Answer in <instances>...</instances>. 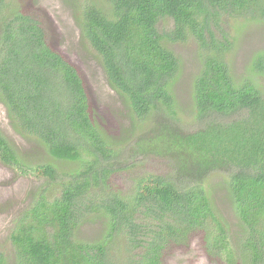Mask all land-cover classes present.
<instances>
[{"label": "trees", "instance_id": "1", "mask_svg": "<svg viewBox=\"0 0 264 264\" xmlns=\"http://www.w3.org/2000/svg\"><path fill=\"white\" fill-rule=\"evenodd\" d=\"M73 12L128 108L129 137L100 128L81 77L49 47L40 21L0 0V103L17 134L60 162H25L0 132V162L44 181L14 218L0 264H164L167 248L187 246L196 233L215 264H264V52L238 81L229 58V23L264 25V0H74ZM165 21L170 28L159 29ZM190 40L199 67L196 126L187 127L174 97L180 59L167 45ZM149 157L165 160L166 173L137 176L126 193L110 185L122 160ZM214 176L234 235L206 185ZM92 216L103 226L85 241L78 231Z\"/></svg>", "mask_w": 264, "mask_h": 264}, {"label": "rangeland", "instance_id": "2", "mask_svg": "<svg viewBox=\"0 0 264 264\" xmlns=\"http://www.w3.org/2000/svg\"><path fill=\"white\" fill-rule=\"evenodd\" d=\"M74 0H10L19 8L35 16L41 23L47 44L75 67L82 79L88 98L89 113L100 128L114 140L129 137L132 118L127 106L107 84L101 66L94 53L81 40L80 31L73 12ZM229 32L234 38L229 53L233 76L236 81L249 75L251 58L264 52V25L231 21ZM171 23H159L158 28H170ZM180 59V69L174 86V97L178 113L187 127L196 126L191 103V81L197 73L198 47L190 40L185 43L168 44ZM264 90V79L257 78ZM0 132L18 150L25 162L37 163L50 161L59 166L60 162L50 159L43 149L31 139L17 134L10 125L4 106L0 103ZM55 161V162H54ZM126 165H125V164ZM126 168L110 177V185L126 193L133 178L144 173L164 174L168 170L165 160L156 157L137 158L134 161L122 160ZM34 174H20L16 169L0 162V251L10 253L7 235L17 214L30 202L31 196L43 183ZM211 196L224 219L230 233L237 232V222L232 212L222 178L212 177L206 184ZM103 221L92 216L79 229L78 237L85 241L94 240L101 231ZM201 233L194 234L187 246H171L164 253V264H215L205 252Z\"/></svg>", "mask_w": 264, "mask_h": 264}]
</instances>
